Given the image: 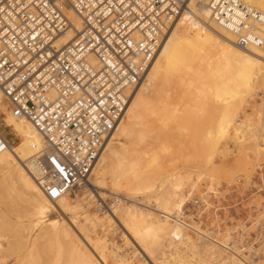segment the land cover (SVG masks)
<instances>
[{"label":"bare ground","instance_id":"bare-ground-1","mask_svg":"<svg viewBox=\"0 0 264 264\" xmlns=\"http://www.w3.org/2000/svg\"><path fill=\"white\" fill-rule=\"evenodd\" d=\"M251 3L264 12V8L260 6L261 0H251ZM188 4L192 5L191 9L184 5L183 11H179L170 18L165 38L154 61L143 81L132 91L126 111L101 150L89 180L84 183L87 187L84 188L82 194L75 191L78 189L77 187L73 190L75 191L73 196H69L71 191L53 200L42 191L34 176L37 174V167L33 155L44 148L43 135L30 119L13 113L10 100L0 90V115L4 119L5 125L9 127V132L18 139L15 143H11V148L0 153V177L8 179L19 190L22 201L28 209L38 217H47L49 212L59 209L65 213L78 214L79 209H81L86 222L79 223L75 215L74 220H76L78 228L85 231V224L99 218L90 213L86 206V204H91L94 197L89 191V186L92 183L98 187H103L108 172L116 174L118 184L126 181L130 187L136 188V190H145L144 187L149 189L154 181L159 180L163 189L153 196L154 209L139 207L129 202H117L114 205V212L122 220L127 230L148 255L156 260L161 259L159 264H167V258L170 256L169 264H185L186 260L181 251L191 245L193 246L195 241L176 221L175 211L170 208L173 205L176 209L177 203L183 200L185 191L177 188L181 186L179 181V183L176 182L177 179H174L176 183L172 180L173 184L171 182L170 185V180L161 177V174L158 173L159 170L157 171V159L155 157L148 165L149 167L155 166L154 172L150 174L149 168L147 170L142 169L135 163L126 164V157L120 154L114 143L117 139L119 142L120 137L125 138L123 139L124 142L120 141L124 144L128 142H125L127 137L138 136V138H142L143 134L136 131V126L139 122L145 121L147 113H155L162 121L178 116L186 124L187 119H193L190 118L191 115L196 114L199 117L200 114L204 115L203 112H207L210 108L213 119L208 122L209 110L206 121L210 125H207V134L206 131H203V136L205 134L208 136V138L205 136L207 138L205 141L210 138L213 141V143L209 141L211 143L209 145L214 144L210 148L216 147L217 149L218 144L224 138L235 134L233 138L236 136L239 139L236 132L242 130L243 126H240L241 123L239 124L241 120L239 119V111L247 103L248 97L257 94V89L264 83V72L261 68L251 66L246 59L248 55H251L249 50L256 48L259 51V46L252 45L247 49L237 45L236 40L229 43L227 40L220 39L204 23V20L207 19L205 13L211 12L209 7L194 0ZM186 16L189 19H185ZM217 27L222 33L234 34L221 25H217ZM173 76H179L182 82L179 102L186 103L189 100L190 104V99L192 102L195 99L193 103V106L197 107L194 108L195 111L188 109L189 107L181 111L177 104L169 105L165 97L160 95L156 84L169 81ZM148 84H153V87L149 89ZM198 117L197 121H200L201 118ZM195 118L193 121L196 120ZM245 125L248 128L251 127L249 123ZM184 126L182 127L184 128ZM209 157L208 159L211 161L212 156ZM11 207L12 210L18 208L14 204H11ZM105 217L109 220L111 218L108 215ZM11 221L8 217L3 220V222L15 226L24 224L22 220H16V224ZM65 221V219L51 218L50 222H45L38 229L35 236L34 234L25 236L22 240V250L14 256L15 261L11 264H98V261H104L103 257L105 258L107 255L106 250L115 256L117 264H136V257L121 252L118 244L109 241L107 236L93 240L88 234L86 237L82 235L92 246V248L89 247L83 237L81 238L69 222ZM43 235L49 236V242L44 247L38 244V239ZM199 237L202 238V236ZM10 241L11 239L8 240V242ZM206 246L208 247V244ZM164 247H168L167 250H170L171 254L167 255L166 251L163 253ZM213 248L212 245L208 249L212 250ZM159 249L162 255L156 256ZM173 254L176 255L173 256ZM9 255V248L5 246L0 237V262L5 264ZM134 256L137 255L134 254ZM188 264L190 263L188 262Z\"/></svg>","mask_w":264,"mask_h":264},{"label":"rangeland","instance_id":"rangeland-1","mask_svg":"<svg viewBox=\"0 0 264 264\" xmlns=\"http://www.w3.org/2000/svg\"><path fill=\"white\" fill-rule=\"evenodd\" d=\"M181 83L179 76H173L169 81L156 84V87L159 88L160 95L165 97L169 105L177 104L181 111L187 107L195 111L194 108H197L193 106L195 99H193V102L190 99L191 105L188 102L189 100H186V103L179 102ZM153 84L155 83L153 82ZM153 84H148L147 87L150 89ZM257 90V94L248 97L247 103L239 111V119H241L239 124L241 123L240 126H243L242 130H240L241 133L237 131L236 135L241 139L240 141L236 136L233 138L234 134L230 136L231 138L222 139L217 149L216 147H213L214 149L210 148L212 145L214 146V144L209 145L213 143L210 140L211 138L205 141L208 138L206 135L207 125H210L208 122L213 119L209 108L208 111L210 110L211 115L207 110V112L204 111L205 117L203 114L204 118L201 117L202 115L200 114V121H197L198 115H191L190 118L193 119H187L188 122L186 124L178 116L173 117L174 119L162 121L155 113H147L145 121L139 122L136 126V131L143 134L142 138H138V136L127 137L125 142H128L124 144L120 143V141L125 138L120 137V141L117 142V139L116 143H114L120 154L126 157V164L135 163L136 166L142 169L147 170L149 168L148 171L152 174L155 166L149 167L148 165L155 157L157 159V165H155L161 177L170 180V185L171 182L173 184L174 179H177L176 182L179 181L181 183V186L177 188L183 192L185 191V196L182 200L184 210H176L173 205L170 208L175 211L174 216L177 217V220H175L179 222L191 238L195 239L193 246L191 245L181 251L186 260L185 264H188V262L190 264H198L202 259L203 253L215 255L208 248L212 247V245L215 247L217 242L221 240L228 243L225 234L229 232V229L234 230L237 226L240 228V232L234 231L231 239L234 243L237 236H240L245 247H250L257 235L264 231V180L260 179L261 174L264 173V124H262L259 107L261 97H264V83ZM207 113H209L208 116ZM206 116L209 118H207L208 122L206 121ZM194 118L196 119L195 121H193ZM198 122L202 123L199 124ZM246 123L247 125L249 123L251 130H249L248 126L246 127ZM183 125L186 127L184 126L183 128ZM7 131L9 132V129ZM203 131H206L205 136L207 138L203 136ZM242 131L244 132L242 133ZM10 136L13 140L12 143L18 140L14 134H10ZM209 141L212 142L210 143ZM211 156L212 160L209 161L208 157L211 158ZM248 178H250V182ZM116 179L115 173L108 172L105 176L103 187H98L94 183L89 186V191L94 197L91 204H86V206L90 213L99 218L85 224V231H82L76 225V220H74L76 217L79 223L86 222L81 209H79L78 214L65 213L59 209L58 211L49 212L47 217H38L22 201L19 190L8 179H4L1 176L0 237L5 246H8L10 254L5 264H11L15 261L14 256L22 250L24 237L32 234L35 236L38 229L45 222H50L51 218H56L57 220L65 219L91 248L92 246L84 238L86 234L93 240L107 236L109 241L118 244L121 252L129 253L131 256L136 257V264H159L158 262H161V259L156 260L148 255L127 230L122 220L114 212V205L117 202H129L139 207L154 209L153 196L156 192L163 189L161 181L156 180L158 182L154 181L150 185L151 187L148 186L150 187L149 189L144 187L145 190L137 189L139 190L137 191L136 188L130 187L126 181L118 184ZM176 182L174 181V183ZM85 187L87 185L83 184L75 191L78 194H82ZM75 191H72L69 196H73ZM231 191H235L240 196V201L243 202L241 204L242 209H247L246 214L242 215V209L232 210L229 204L225 205L223 203V201L229 203L225 196ZM195 198L200 199L201 203L195 204L193 202ZM11 204L18 206V208L12 210ZM203 207H205L206 214L200 215L199 213ZM217 208H219V212H216ZM106 215L111 217L110 220L105 217ZM7 217L12 220L13 224H16V220H22L24 224L15 226L3 222ZM199 236H202V238ZM9 239H11L10 242H8ZM48 239V235H43L38 239V244L44 247V245L48 244ZM207 244L208 247L206 246ZM164 248L163 253L166 251L167 255L171 254V251L167 250L169 249L168 247ZM158 251L156 256H161V250L159 249ZM105 252L107 255L105 258L103 257V263L117 264L115 256L109 253L108 250ZM134 254L137 256H134ZM175 255L173 254V256ZM169 259H171V256L167 258V264H169ZM188 259L189 261L187 262Z\"/></svg>","mask_w":264,"mask_h":264},{"label":"built area","instance_id":"built-area-1","mask_svg":"<svg viewBox=\"0 0 264 264\" xmlns=\"http://www.w3.org/2000/svg\"><path fill=\"white\" fill-rule=\"evenodd\" d=\"M190 1L192 0H186V4ZM194 1L206 4L213 13L218 11L212 7L217 0ZM110 2L114 5L119 4V0H110ZM139 2L147 4L152 0H139ZM156 2L161 6L164 3L174 5L176 0H156ZM228 2L229 0H219L220 5H225ZM57 3L58 0H51L50 9ZM70 3L83 5V8L79 9V13H83L88 9L90 3H93V0H70ZM186 4L182 3V7ZM164 11L167 10L161 7L156 14L163 18ZM179 11L181 10L177 9L175 13L168 12L169 20ZM253 12L256 27L247 33L252 39L245 38L244 31H241L242 39L235 41L237 45L247 49L252 45L257 46L256 41L261 38L257 18L264 12L256 6H253ZM146 15H150V13H146ZM219 15L220 20L223 21L221 26L235 33V27H229L235 25V20L226 11ZM50 25H54L57 29L68 27L67 21L62 25L59 13L52 10L46 13V19L43 22L45 29H49ZM167 27L168 24L160 26L158 21L146 20L143 31L134 37V42L130 46L126 47L121 43L124 51L119 57L108 47L102 46L88 60L83 59L80 51L72 47L64 52V60L56 58V63L62 64L64 67H52L47 64L46 60L34 62V68L32 65H5L0 60V85H3L5 80L13 85L11 91H7L3 87H0V90L10 100L13 113L30 119L43 135L45 146L33 155L37 167V174L34 176L37 182L39 181L38 184L42 191L49 198L56 200L89 180L101 150L126 111L132 91L143 81L151 67L165 38ZM39 39L42 40L43 36H40ZM117 40L119 41L120 38L117 37ZM24 59H28V57H24ZM141 60L143 63L140 62ZM130 61H134L136 66L134 67ZM73 65L74 69L71 67ZM122 68L123 71H121ZM69 72H79L75 81L72 76L68 75ZM125 73H127V79ZM65 76L68 77L67 80L64 79ZM85 84L89 89L94 90L92 92L93 99L98 91L110 93V96L104 97L108 103L107 105L93 103L92 107L96 108V112H92L86 106H74L75 112L73 116L69 117L67 114L68 102L65 100L64 94H67L71 100L74 94L79 95V93H75V88ZM17 89L20 91L17 92ZM25 93L27 94L25 95ZM18 96L19 99H17ZM86 99L88 98L86 97ZM113 100L115 104H113ZM104 111L112 116L110 121H107L106 116L104 117L107 123L101 120ZM93 117H95V130L90 128V125L93 124ZM8 129L9 127L5 125L4 119L0 115V143L5 145L0 148V153L11 148L13 140L10 136L11 133L6 132ZM53 136H55V140H53ZM53 144L56 145V162L66 169L65 173H60L52 163L51 146ZM85 157H87V162H85ZM82 164L83 167H81ZM52 188H56L57 195L51 194ZM193 202L200 204L201 200L195 198ZM202 210H204L203 214H206L205 207Z\"/></svg>","mask_w":264,"mask_h":264},{"label":"snow or ice","instance_id":"snow-or-ice-1","mask_svg":"<svg viewBox=\"0 0 264 264\" xmlns=\"http://www.w3.org/2000/svg\"><path fill=\"white\" fill-rule=\"evenodd\" d=\"M182 3L186 4V0H176L174 5L164 3L162 6L156 0L147 4L141 3L139 0H119L118 5L112 4L110 0H93L88 9L79 13V9L83 8V5H72L70 0H58V3L51 9V0H2L0 2V60L5 65H32L33 68L35 67L34 62L46 60L47 64L52 65V67H64L62 64L56 63V58L59 57L60 60H64V52L72 47L77 48L83 59L88 60L102 46L108 47L119 57L124 51L121 43L126 47L130 46L134 42V37L143 31L146 20L158 21L160 26H167L169 23L168 12L175 13L177 9L183 11ZM260 6L264 8V0H261ZM161 7L167 10L162 13L163 18L156 14ZM186 7L191 9L192 5L186 4ZM212 7L218 11L216 13L206 12L207 19L204 20V23L217 37L230 43L233 40L242 39L240 33L244 31L245 38L252 39L251 36L247 35L256 27L251 0H229L225 5H220L219 0H217ZM50 10L59 13L61 24L63 25L67 21L68 27L57 29L54 25H50L49 29H45L43 22L46 19V13ZM225 11L235 20V25L229 26L236 29L232 35L227 32L222 33L217 27V25L223 24L219 14ZM146 13H150V15H146ZM185 19H189V17L186 16ZM257 19L261 34V38L256 41L259 51L256 48L250 49L251 55H248L246 59L251 66H259L264 72V14H260ZM40 36H43L42 40L39 39ZM117 37L120 38L119 41ZM24 57H28V59H24ZM130 62L134 67L136 66L134 61ZM140 62L143 63L142 60ZM71 67L75 68L74 65ZM68 75L72 76L73 81H75L79 72H69ZM125 78L127 79V73H125ZM64 79L67 80L68 77L65 76ZM81 79L83 78L81 77ZM0 87L11 91L13 85L5 80ZM19 91L20 89H17V92ZM93 91L85 84L75 88V93H79V95L74 94L71 100L67 94H64L65 100L68 102L67 114L69 117L73 116L75 112L74 106H86L92 112H96V108L92 107L93 103L107 105L108 101L104 97L110 96V93L98 91L93 99ZM19 98L18 96L17 99ZM113 104H115L114 100ZM259 107L262 124H264V97H261ZM105 116L107 121L112 118L110 113L104 111V116L101 117L104 123H107L104 120ZM92 119L93 124L90 125V128L95 130V117ZM53 140H55V136H53ZM4 146V143H0V148ZM51 148L53 152L52 163L60 173H65L66 169L56 162V145L53 144ZM85 162H87V157H85ZM248 179L250 182V178ZM260 179L264 180V173L261 174ZM51 194L57 195L56 188H52ZM176 209L184 210L183 201L177 203ZM203 212L204 210H201L199 214L203 215ZM217 212H219V208H217ZM234 231L238 233L241 230L238 226L234 230L229 229V232L225 234L228 243H225L224 240L217 242L216 247L212 249L215 255L203 253L198 264H264V231H261L252 241L251 247H245L240 236H237L233 243L231 238ZM98 264H103V261H98Z\"/></svg>","mask_w":264,"mask_h":264},{"label":"crops","instance_id":"crops-1","mask_svg":"<svg viewBox=\"0 0 264 264\" xmlns=\"http://www.w3.org/2000/svg\"><path fill=\"white\" fill-rule=\"evenodd\" d=\"M225 198L227 201H229V203L225 202V201H223V203L225 205L229 204L231 206L230 208H232V210L242 209L241 204H243V202L240 201L241 198L235 191H231L230 193L226 194ZM246 212H247V209L243 210V212H241V213H242V215H244V214H246Z\"/></svg>","mask_w":264,"mask_h":264}]
</instances>
